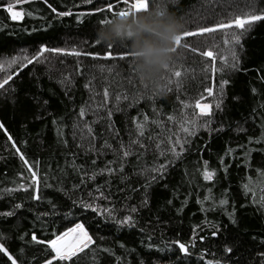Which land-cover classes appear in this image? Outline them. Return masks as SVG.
Instances as JSON below:
<instances>
[{"label":"trees","instance_id":"obj_1","mask_svg":"<svg viewBox=\"0 0 264 264\" xmlns=\"http://www.w3.org/2000/svg\"><path fill=\"white\" fill-rule=\"evenodd\" d=\"M10 2L0 0V80L19 68L8 59L30 60L41 43L66 51L24 60L8 90L0 89V122L29 163L40 161L51 185H41L39 200L29 198L33 188H19L32 185L31 175L0 129V242L25 264H43L49 249L32 242V233L51 239L83 217L94 244L80 264H139L149 244L167 250L161 264H264V184L257 182L264 180L257 172L264 169V22L242 35L233 27L185 38L199 26L226 22L230 11L264 9V0H241L232 9L223 0H148L146 10L125 14L119 12L131 0H23L14 7L24 13L20 21L3 7ZM108 2L117 14L77 22L76 13ZM107 45L123 58H102ZM209 50L213 57L203 55ZM198 99L210 105L208 114L200 116ZM193 116L201 127L188 135L183 128ZM169 137L183 143L179 156L169 151ZM205 161L215 170L212 181L203 178ZM221 198L228 203L220 206ZM9 211L14 215H2ZM127 215L134 224L114 223ZM177 240L190 245L188 256L171 255ZM0 264L11 262L0 253Z\"/></svg>","mask_w":264,"mask_h":264},{"label":"snow or ice","instance_id":"obj_2","mask_svg":"<svg viewBox=\"0 0 264 264\" xmlns=\"http://www.w3.org/2000/svg\"><path fill=\"white\" fill-rule=\"evenodd\" d=\"M94 0H84V4H92ZM125 3H129V0H124ZM241 0H223V6L226 7L227 9H232L234 6L239 7L240 6ZM250 3L251 0H248ZM23 3V0H16V3H8L6 5H3L4 8H6L7 12L10 14V18L12 21H20L24 13L23 11H14V7H16L18 4ZM84 5H81L80 7L83 8ZM49 8L52 9L53 12H56V8L52 7L51 4L48 5ZM115 5L112 2H108L104 7L100 8H92L91 10H84L80 11L79 13H76V19L78 23H82V18L83 17H90L95 15L96 13H102V12H111L112 15L117 14L116 12L113 11ZM148 7V0H143V6H139L137 4V0H131V3L129 4V9L128 10H121L119 13L120 14H125L127 13L130 9L134 11H143L146 10ZM29 15L31 13H28ZM59 16H71L73 13L71 11L68 12H59ZM103 22V21H101ZM256 22H264V9H260L259 11H256L253 7H249L246 11H243L240 14H235L232 15L231 11L229 12V18H227L226 22H216L208 26H199L195 29V31H189L185 38L189 36H194V35H200V34H205V33H212L216 30H227L231 29L233 27L241 30L240 35L243 34V32L248 31L249 29L252 28V26ZM240 35L234 36V41L235 43H239L240 41ZM96 44H100L99 41H95V44L92 46L95 47ZM113 46L107 45L105 48V52L103 53L102 58L105 59H112V58H123V56L119 57H114L113 52H112ZM45 51H50L53 53H63L66 50L62 47H52L48 48V46L45 43L39 44L38 51L31 56V59L29 60L27 57H23V59L19 56H12L10 59L6 61V63L9 64V66L16 64L19 61V68L17 69L16 73H13L12 75H9L6 79L0 80V89H3L4 91H7L8 88L7 86L9 85V82L13 80V76L17 75L19 72V69H23L26 65L23 62L24 60H27V63H32L33 61H37L38 58L41 57V54L44 53ZM79 54V53H77ZM86 55H92L94 58H101L100 54L96 53H85ZM204 56L206 57H213L214 53L209 50L205 51L203 53ZM224 58L221 57V60ZM236 65L233 64L232 67H235ZM217 69H214V71ZM176 76L179 77L180 73L177 72ZM227 81H222L221 84H226ZM209 95L213 93V89L210 87L206 90ZM255 92V89H253ZM105 97H107V92H105ZM203 99V97H201ZM201 99L196 100L195 102V107L198 109L200 116H203L205 114H208L210 112V105L208 103H201ZM216 107H220L219 101L216 103ZM85 115V109L82 107L80 111V116L83 117ZM147 119V117H145ZM169 119H173V117H169ZM135 120V118H134ZM53 123H57V121H53ZM189 126L183 128V132L188 134V135H195L196 131L198 130L199 127H201L199 123V117L193 116L191 120L188 121ZM208 124V121H205L206 126ZM0 129H4L5 133L7 134V139L9 141H12V147L15 148L16 152L20 155V159L23 161V163L28 167V170L31 175V181L32 185L26 186L25 183H21L19 185L20 189H25L26 191L29 190V188H33L34 190L31 192L30 199L34 200H39L41 199V193H40V188L41 185L43 184L44 187H51L47 183V176L46 174L42 177L40 175V161L36 160L32 163H29L28 159L25 156V153L21 151L19 147H17L16 142L13 140V137L7 133V129L5 128L4 124L0 122ZM138 131L143 134V126L142 125H137ZM88 131L91 132L92 129L89 127ZM253 138L249 137V140L251 141ZM259 139H264V136H262ZM135 143V142H134ZM168 143L171 145V148L169 151L174 155V156H179L181 153L184 152V145L181 143L180 139L177 138L175 141H172L171 138L169 137ZM177 145H179V151H177ZM123 147V146H122ZM158 147H163V144H159ZM231 151V149H229ZM251 151V150H249ZM130 155V152L128 150H125L123 152V156L127 157ZM161 155H165L164 152H161ZM246 153V157H247ZM223 159V158H221ZM95 163V161L93 162ZM169 163V161L165 160V164H162L159 166L160 171L162 172L165 169V166ZM207 164L208 162L205 161V171L203 173V178L205 181H212L213 177L215 175V170L213 171H208L207 170ZM109 173L114 171L113 169L109 168L107 169ZM153 171H156V169H153ZM257 172L260 177L264 178V169H257ZM258 183L264 184V180L257 181ZM252 179L249 177L248 183L244 184L243 187L245 189V192L247 193L250 188L252 187ZM74 187H79L78 185H74ZM10 191V190H9ZM253 195H255L253 193ZM210 196H205L204 199H210ZM253 202L255 203L256 200L254 199ZM170 203V202H169ZM220 206H224L228 203V201L224 198H221L218 201ZM259 203L264 205V196L260 198ZM53 208H55V204L52 205ZM15 209H20L23 207L22 203H16L13 206ZM85 208L92 207V205H84ZM93 211H96L95 208H93ZM112 211L110 209H103L100 214L103 213H108L109 216L112 215ZM133 213L136 211L135 208L131 210ZM2 215L6 216H13L14 213L12 211L2 213ZM230 219L232 218V214H229ZM114 223L118 226H124V225H132L134 224V218L131 215L125 216L122 220L117 219L113 217ZM233 223H235V220H232ZM90 225L86 226V222L84 221V218L81 217L76 223L72 224L71 227L65 228L63 231L59 232H54L53 233V238L51 239H44L40 240L35 232L32 233V242L43 244L49 249L48 252V258L43 259V264H80V261L82 259V255L85 253L86 249H89L91 245L94 244L93 240V235L90 234ZM3 234L0 233V236ZM213 236L217 235V232L212 233ZM203 239V237H201ZM175 243V250L172 251L171 255L172 256H188L189 255V247L190 245H186L185 243L177 240L174 242ZM21 252L24 251V249L20 250ZM107 251V250H105ZM226 252H231L232 249L228 248L227 246L225 247ZM167 250L165 248H157L154 247L152 244L148 245L147 251H142L141 252V259L139 260V264H161V261L166 259L165 253ZM0 253H2L4 256L7 257V260L11 262V264H25V261L23 260H18L17 256L10 251V248L6 246V242H0ZM262 257H264V253L260 254ZM170 264H181L179 260L176 261H170ZM207 264H221V261H214L210 260L207 262Z\"/></svg>","mask_w":264,"mask_h":264},{"label":"rangeland","instance_id":"obj_3","mask_svg":"<svg viewBox=\"0 0 264 264\" xmlns=\"http://www.w3.org/2000/svg\"><path fill=\"white\" fill-rule=\"evenodd\" d=\"M11 3V2H10ZM12 3H16V0H12ZM137 4L139 5V6H143V2H141V1H137ZM14 11H16L15 9H13Z\"/></svg>","mask_w":264,"mask_h":264}]
</instances>
